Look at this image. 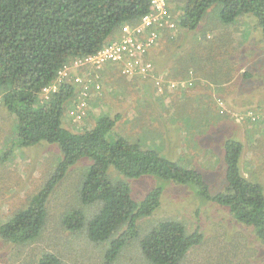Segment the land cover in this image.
<instances>
[{
  "label": "trees",
  "instance_id": "16d2710c",
  "mask_svg": "<svg viewBox=\"0 0 264 264\" xmlns=\"http://www.w3.org/2000/svg\"><path fill=\"white\" fill-rule=\"evenodd\" d=\"M165 2L175 17L174 28L165 29L162 38L178 27L183 35L195 32L207 16L212 24L217 21L220 25H231L241 19L239 23L248 24L249 15L255 17L254 25L264 36V0ZM152 7V0H0V92L2 104L15 119L14 145L24 148L45 141L55 143L59 150V160L40 189L29 192L26 206L19 207L0 224V238L20 245L38 239L50 224L55 236L56 222L61 250L57 247L41 252L35 257V264H79L72 255L82 258L87 250L99 251L100 262L112 264L130 240L141 249L144 264H184L189 249L203 240L202 232L188 231L182 220L171 217L157 219L145 229L139 223L160 206L162 182L168 180L195 188L202 203L212 201L226 207L237 222L251 226L256 238L264 241V188L243 174L240 159L244 143L239 139L223 140L225 182L222 190L211 193L195 168L182 166L157 148L143 147L113 133L120 113L101 114L90 129L81 132L63 125L64 108L74 97L75 89L70 77L59 79L64 65L118 41L120 27L137 25ZM204 28L193 33L197 56L185 58L174 69L176 80H187L190 66L200 68L205 79L217 75L223 81L231 80L236 70L226 58L231 54V33L221 31L201 46L207 38ZM248 28L242 29L243 36H248ZM164 61L168 62L165 58ZM82 68L91 78L98 76L101 83L120 86L127 81L120 73L121 65L111 61L99 67L89 63ZM242 75L250 77L246 71ZM146 80L150 78L147 76ZM43 90L49 91L46 97L41 96ZM204 96L210 99L207 102L211 106L207 108L210 115L220 116L216 98ZM185 119L192 121L189 113ZM80 160H87L88 164L77 180L76 202L50 217L47 208L50 193ZM143 175H154L159 182L141 199H135L129 180Z\"/></svg>",
  "mask_w": 264,
  "mask_h": 264
},
{
  "label": "rangeland",
  "instance_id": "374dc122",
  "mask_svg": "<svg viewBox=\"0 0 264 264\" xmlns=\"http://www.w3.org/2000/svg\"><path fill=\"white\" fill-rule=\"evenodd\" d=\"M170 6L174 7L172 4ZM170 15L175 17L172 11ZM249 16L248 24L239 23L241 19L231 25H220L217 21L214 25L210 16H207L195 31L206 27L207 38L200 43L201 46L217 37L221 31L231 33V54L224 53L228 55L227 62L236 68L231 80L223 81L217 75L205 79L200 68L190 66L188 84L167 90L164 95L155 94L153 84L149 81L127 79L120 86L102 81L101 92L97 96L92 95L88 105L84 106L86 116L83 120H73L72 109L77 97L66 104L63 125L74 132H81L90 129L101 114L114 116L120 113L113 133L124 135L143 147L157 148L161 154L182 166L195 168L206 180L211 193L223 189L225 181L222 171L225 164L222 142L226 137H234L244 143L240 159L243 174L257 180L264 188V138L256 142L257 152L252 147H246L249 130L264 133L262 116L259 115L261 118L258 117L254 122H251L250 116L253 110L264 113V36L261 29L254 25L255 17ZM245 27H249L248 36L241 33ZM195 32L187 31L183 35L184 32L178 27L174 32L169 31L172 34L161 37L151 49V54L156 57L155 64L163 68L161 73H166L167 78L176 79L173 78L174 69L185 58L197 56L192 36ZM197 47L200 51V47ZM164 58L168 60L167 64L161 62ZM201 63L204 64L203 60ZM243 71L248 72L250 77L244 78ZM184 84L182 82L181 85ZM48 94L49 91L43 90L41 96L46 97ZM204 94L221 98L225 108V114L216 116L213 123L207 111V108H211L207 103L210 99ZM256 106L260 108L255 109ZM188 113L192 118L190 123L185 119ZM15 125V119L2 104L0 92V224L19 207L26 206L31 191L40 189L52 172L50 169L59 160L55 143L41 141L23 149L16 147ZM87 164V160L75 163L54 187L47 201L50 217L76 202L77 180ZM158 182L154 175L130 179L133 197L141 199ZM162 183L160 206L152 216L140 219L139 223L145 229L157 219L171 217L182 220L188 231L198 229L202 232L203 240L189 249L184 264H264V241L256 238L251 226L237 222L226 207L212 201L202 203L196 196V189L187 183L171 180ZM53 224L55 236L50 224L45 233L29 243L13 245L0 238V264H35L34 259L41 252L57 247V250H61V243L56 237V222ZM140 252L138 244L130 240L112 264H144ZM74 254V261L78 259L79 264H102L99 251L87 250L82 258Z\"/></svg>",
  "mask_w": 264,
  "mask_h": 264
},
{
  "label": "built area",
  "instance_id": "2783aa9c",
  "mask_svg": "<svg viewBox=\"0 0 264 264\" xmlns=\"http://www.w3.org/2000/svg\"><path fill=\"white\" fill-rule=\"evenodd\" d=\"M152 10L144 15L137 25L124 24L120 27V39L104 46L97 53L82 58H75L71 65H64L60 71L59 79L70 77L72 82L82 87L81 94L85 98L90 80L80 75L71 74L72 69H77L85 64H95L97 67L105 61L120 64L122 74L132 76L134 74L147 75L152 70L150 62L145 60L147 51L153 47L162 37L163 31L174 28L173 19L166 8L165 0H152ZM71 68V70H70ZM75 75V76H74ZM95 84V89H99ZM82 99L73 115L80 119L86 105Z\"/></svg>",
  "mask_w": 264,
  "mask_h": 264
},
{
  "label": "clouds",
  "instance_id": "9594fccd",
  "mask_svg": "<svg viewBox=\"0 0 264 264\" xmlns=\"http://www.w3.org/2000/svg\"><path fill=\"white\" fill-rule=\"evenodd\" d=\"M168 11H169V9H168ZM169 13H170V11H169ZM172 19L174 20L173 17H172ZM153 47H155V45ZM153 47H151L148 50V53L146 54V57H145V60L147 62H150L151 65H152V70L149 72V74L144 75V76L143 75H140V74H134L132 76H127V75L122 74L121 72L120 73L122 75H124L127 79H138L139 78L138 80L143 81V82H147L146 77L148 76L150 78V80H149L150 82L154 81L153 82V90H154V93L155 94H158V95H164V93L167 90L169 91V90L176 89L178 87L181 88L182 86L187 85L188 84L187 83L188 80L176 81V79L173 80L171 78H167V74L166 73H164V74L161 73V71L163 70V68H157V66H156V64H155V62L153 60V57H151V55H152L151 54V49ZM164 62L166 63V61H164ZM82 67L83 66H81V67H79L77 69H72V71L76 75L82 76L84 79L88 78L90 80V82H89L90 87L88 86V89H87L88 95L84 98L83 95L81 94L82 87L79 84L72 82V80L70 81V83L75 87V89H74V97H77V99L75 100L76 103L73 106L72 112L75 111V110H77V106L80 103L79 100L81 101L84 98L85 101H86V105H88V100L90 99V97L92 95L97 96L98 93L101 92V90H102V83H101L100 79H97L98 76H96L95 78H91L90 76H88V75H86V74L83 73L84 68H82ZM79 73H81V74H79ZM182 82H184L185 84L184 85H181ZM95 84H98L100 88L96 90L95 89ZM45 91H48V90H45ZM216 103L218 105L217 106L218 113H221V114L224 115L225 114L224 113L225 108H223V106H222V100H221V98H217L216 99ZM183 109H185V108H183ZM82 111H83V114H82V116L80 118L81 120H83V118L86 116L85 115L86 114V111L84 110V108L82 109ZM259 115H261L262 116V119L264 120V113H256V112L252 111V114L250 115L251 116V120H252L251 122L256 121L257 118L260 117ZM72 116L74 117L73 118L74 122L75 121H80V119H77L73 115V113H72ZM211 117L212 118H210V119H213V120H211V122L213 123L215 121V119H216V116L215 115H211ZM247 118H248V115H247ZM62 121H64V115H63ZM206 126H207V124H206Z\"/></svg>",
  "mask_w": 264,
  "mask_h": 264
},
{
  "label": "crops",
  "instance_id": "0c3cea01",
  "mask_svg": "<svg viewBox=\"0 0 264 264\" xmlns=\"http://www.w3.org/2000/svg\"><path fill=\"white\" fill-rule=\"evenodd\" d=\"M151 57H154L153 55H151ZM162 62V61H161ZM163 63V62H162ZM157 66V68H161L160 66H158V65H156ZM200 96H202V95H200ZM260 129V128H259ZM249 133H250V135L248 136V139H247V143H246V147L248 148V147H252L253 148V150H255V152H257V150H256V142L257 141H261L263 138H264V133H259V132H257V131H251V130H249L248 131ZM256 132V133H255ZM251 160L253 161L254 160V158L252 157L251 158ZM251 160H250V162H251Z\"/></svg>",
  "mask_w": 264,
  "mask_h": 264
}]
</instances>
